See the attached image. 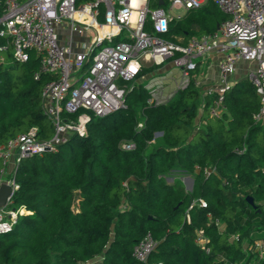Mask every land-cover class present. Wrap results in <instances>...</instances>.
Segmentation results:
<instances>
[{
    "label": "trees",
    "instance_id": "trees-1",
    "mask_svg": "<svg viewBox=\"0 0 264 264\" xmlns=\"http://www.w3.org/2000/svg\"><path fill=\"white\" fill-rule=\"evenodd\" d=\"M226 16L205 0L173 16L164 37L184 42L211 33ZM52 77L32 50L24 61L0 51V144L31 127L50 139L41 87ZM147 97L132 82L124 107L103 116L88 111L82 134L68 131L53 149L15 161L10 206L24 212L0 234V264H92L96 256L101 264H264L252 247L264 239V120L253 118V84L234 80L218 116L207 111L214 95L192 81L162 103ZM177 172L192 178L190 190ZM196 230L207 237V252L195 243ZM146 232L156 243L143 262L132 248Z\"/></svg>",
    "mask_w": 264,
    "mask_h": 264
},
{
    "label": "built area",
    "instance_id": "built-area-1",
    "mask_svg": "<svg viewBox=\"0 0 264 264\" xmlns=\"http://www.w3.org/2000/svg\"><path fill=\"white\" fill-rule=\"evenodd\" d=\"M149 1L0 0V51L9 48L14 60L24 61L32 50L39 59V70L53 75L43 82L41 96L43 112L54 130L52 138L42 140L31 127L0 144V182L6 180L11 187L5 205L0 207V234L9 231L17 215L24 212L22 207L10 206L17 187L8 177L10 159L14 157V164L22 156L53 149L68 131L82 134L88 111L103 116L124 107L127 85L136 82L140 69L148 63L169 60L178 68L175 91L190 81L199 87L197 61L212 53L220 55L216 82L202 91L214 95L207 111L218 116L223 109L222 93L232 83L229 76L237 62H253L245 77L259 96L253 118L264 120V0H213L226 18L213 32L190 36L184 42L164 37L169 20L175 16L171 10L185 11L205 0H161V4L157 0V7L149 6ZM59 25L66 33L65 41L59 39ZM162 83V78L144 81L147 104L162 103L170 97L164 96ZM62 112L76 116L73 119ZM159 135L161 131L154 132L150 141ZM121 147L129 149L133 144L122 143ZM197 202L204 205L202 200ZM214 222L218 224L216 219ZM194 241L200 250H209L201 230L195 231ZM155 243L146 232L133 246V257L145 262ZM252 247L259 257L264 255V239H256Z\"/></svg>",
    "mask_w": 264,
    "mask_h": 264
},
{
    "label": "crops",
    "instance_id": "crops-1",
    "mask_svg": "<svg viewBox=\"0 0 264 264\" xmlns=\"http://www.w3.org/2000/svg\"><path fill=\"white\" fill-rule=\"evenodd\" d=\"M183 13H184V11L181 10L180 15L183 14ZM78 38L81 39L83 37H76L75 39H78ZM59 39H60V41H65L66 37H65V35H63L61 33ZM219 59H220V55L212 53V54H209V55H207V56H205L203 58H200L197 61L198 70L195 73V75L199 79L200 83H202L203 87L209 86V85L212 86L213 84H215V82H216V72H217V63H218ZM202 65H203L204 69H202V72L199 74L198 71L199 70L201 71V66ZM253 65H254L253 62H248V61H244V60L238 61L237 64H236L235 70L229 76L230 81L233 82L234 80H236L238 78L245 77L246 73H244V71L247 72V70L249 68H252ZM171 68L173 69L175 67L172 66ZM172 69H171V71L170 70L168 71V72H170V75L168 76V78L166 80H169L168 82H172L173 83V87L174 88L172 90L174 91V89H175V81L177 80V78H174ZM175 69L178 70V68H175ZM178 74H179V70H178ZM146 80H148V79H146ZM162 80H165V77H162ZM13 159H14V157L10 159V161H9L7 167H6L7 169H10L13 166V161H14ZM189 178L192 180V178L190 176H189ZM170 181H171V178H170ZM191 185H192V181H191ZM184 188H185V186H184Z\"/></svg>",
    "mask_w": 264,
    "mask_h": 264
},
{
    "label": "rangeland",
    "instance_id": "rangeland-1",
    "mask_svg": "<svg viewBox=\"0 0 264 264\" xmlns=\"http://www.w3.org/2000/svg\"><path fill=\"white\" fill-rule=\"evenodd\" d=\"M181 12V10L179 9H172L171 13L173 15H177ZM57 33L59 34L58 36L60 37V34L62 33L63 35H65L66 33L63 31L62 26L59 25L57 26ZM90 37L92 36L91 33L88 34ZM87 36V34H86ZM88 37V36H87ZM146 67L148 68L145 72L141 73L140 77H138V79L136 80L137 83H141L142 85L144 84V81L146 79L149 78H162L165 77V80H163V94L164 96H171L173 94V83L172 82H168L169 80H166L168 78V76L170 75V72H168L169 70L171 71V62L169 60H166L164 62H162L161 64H153V63H148L146 64ZM171 68V69H170ZM202 69H204L203 65L201 66V71L199 70L198 73L200 74L202 72ZM173 76L174 78L178 77V70L173 68ZM244 73H246L244 71ZM205 86V85H204ZM199 88H201V92L203 91V85L201 83V85L199 86ZM54 135V130L51 133V137L52 138ZM179 175V179L181 180V182L183 183V185L185 186V189L189 190V187L191 186V179L189 178L188 175L184 174V173H180L177 172ZM165 180L167 182H170V176H165ZM92 264H101V256H96L94 257L91 261Z\"/></svg>",
    "mask_w": 264,
    "mask_h": 264
},
{
    "label": "water",
    "instance_id": "water-1",
    "mask_svg": "<svg viewBox=\"0 0 264 264\" xmlns=\"http://www.w3.org/2000/svg\"><path fill=\"white\" fill-rule=\"evenodd\" d=\"M161 3H162L161 0H159V4ZM45 150H47V148ZM190 188L191 186L189 187V189ZM10 193H11V187L9 183L6 180H2L0 182V207L5 205L7 197L10 195ZM245 198L248 204L254 206L251 196L247 195Z\"/></svg>",
    "mask_w": 264,
    "mask_h": 264
},
{
    "label": "bare ground",
    "instance_id": "bare-ground-1",
    "mask_svg": "<svg viewBox=\"0 0 264 264\" xmlns=\"http://www.w3.org/2000/svg\"><path fill=\"white\" fill-rule=\"evenodd\" d=\"M136 0H131V3L134 4Z\"/></svg>",
    "mask_w": 264,
    "mask_h": 264
}]
</instances>
